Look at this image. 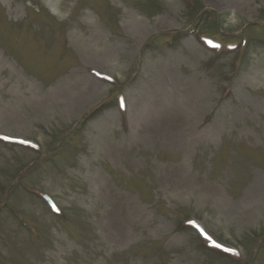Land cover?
<instances>
[{
    "label": "rangeland",
    "instance_id": "374dc122",
    "mask_svg": "<svg viewBox=\"0 0 264 264\" xmlns=\"http://www.w3.org/2000/svg\"><path fill=\"white\" fill-rule=\"evenodd\" d=\"M0 264H264V0H0Z\"/></svg>",
    "mask_w": 264,
    "mask_h": 264
}]
</instances>
